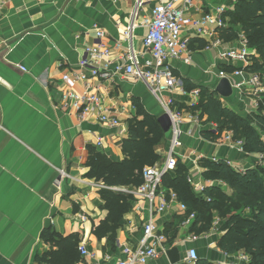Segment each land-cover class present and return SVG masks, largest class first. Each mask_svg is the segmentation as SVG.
<instances>
[{"label":"crops","instance_id":"crops-1","mask_svg":"<svg viewBox=\"0 0 264 264\" xmlns=\"http://www.w3.org/2000/svg\"><path fill=\"white\" fill-rule=\"evenodd\" d=\"M0 3V264H43L40 256L51 248L42 238L48 227L64 236L78 234L79 244H85L91 256L77 264H113L124 259V246H137L141 239L150 203L135 197L120 221L116 239L98 238L94 229L106 219L108 210L101 197L104 185L87 176L90 157L96 151L110 160L123 159L121 142L128 136L127 120L137 115L135 99L157 117L166 111L145 82L122 74H115L113 80L103 83L104 104L110 115L120 120V127L106 126L96 115L82 120L73 110L61 108L59 102L63 91L84 89L83 82L63 81L62 76L79 72L90 75L80 61L87 57V47L96 40V28L104 30V41L115 57H123L126 47L119 49L117 44L131 22L135 0H0ZM195 3L199 8L193 12L195 17L219 4L233 5V9L235 5L234 0H195ZM141 20L139 16L134 31L137 50H142L146 33ZM194 39L187 55L170 61L186 94L165 92L163 97H173L175 106L183 111V145L177 149L178 161L186 166L194 181L206 183L213 179L204 174V159H228L242 168L248 165L245 152L219 142L218 136L207 138L203 133L210 131V124L215 122H208L207 116H201V110L195 107L202 99L200 87L214 90L221 79L217 73L230 72L228 67L243 71L234 77V83L245 81L249 71L242 63L222 59L220 48L208 49L206 40ZM188 56L190 59L186 61ZM149 59L150 55L144 54L143 60ZM196 88L200 89V95L191 96L190 92ZM245 93L239 92L232 100L240 102L244 109L253 110V102L249 101L252 97L244 98ZM221 99L234 108L230 99ZM196 119L201 126L193 121ZM167 137L166 146L159 149L162 159L154 165L162 166L166 160L171 130ZM98 138L101 147L97 146ZM217 181H222L219 186L231 196L228 184L221 179ZM162 191L169 199L172 191L163 185ZM195 193L206 197L205 193ZM213 214L212 227L198 234L193 229L196 218L190 226H183L186 214L179 211L178 201H174L156 217V224L168 236L167 249L178 247L181 258L195 247L199 259L212 264L238 261L243 255L250 262L252 256L245 251L226 254L220 250L222 220L218 222L217 210ZM191 235L198 238L193 241ZM175 242L178 243L174 245ZM147 264L172 263L163 255Z\"/></svg>","mask_w":264,"mask_h":264},{"label":"trees","instance_id":"trees-1","mask_svg":"<svg viewBox=\"0 0 264 264\" xmlns=\"http://www.w3.org/2000/svg\"><path fill=\"white\" fill-rule=\"evenodd\" d=\"M228 16L229 26L220 31L222 38L227 44L235 42L240 29L248 45L257 53L247 70L264 74V0H236ZM228 68L230 72L235 69ZM200 88L202 99L195 107L201 110V116H207L208 122L217 123L220 132L231 129L235 139H244L246 156L264 155V142L260 134V130H264L262 109L242 116L226 106L215 90ZM134 104L137 115L127 120L128 136L121 142L123 159L110 160L96 151L90 157L87 176L105 186L101 190V197L108 210L106 219L94 229L98 238L108 236L111 240L116 239L120 221L135 198L132 193L122 189H133L143 184L144 168L162 159L159 149L166 146L168 139L158 117L148 112L139 100L135 99ZM203 133L207 138L217 137L211 130ZM202 164L206 168L204 174L207 178L224 180L230 188L235 189V195H228L219 184H214L205 190V198L198 197L188 181L189 171L181 161H178L174 171L164 175L163 186L174 191L180 202L186 204L188 214L197 212L193 227L196 233L201 234L212 227L213 210H217L222 219L221 230L224 231L218 241L220 250L226 254L245 251L252 259L243 264H264V159L262 164L248 167L245 172L232 168L224 159L219 162L204 159ZM42 238L51 244V248L40 256L43 264H77L83 260L78 250V234L64 236L48 227L44 229ZM198 264L212 263L199 259Z\"/></svg>","mask_w":264,"mask_h":264},{"label":"built area","instance_id":"built-area-1","mask_svg":"<svg viewBox=\"0 0 264 264\" xmlns=\"http://www.w3.org/2000/svg\"><path fill=\"white\" fill-rule=\"evenodd\" d=\"M1 6L0 3V8ZM232 7L233 5L219 4L211 7L200 17H195L194 10H199L195 0H135L131 22L124 33L123 39L117 44L119 49L125 45V55L115 57L112 48L104 41V30L96 28V40L93 45L87 47V57L80 61V66L89 69L90 75L79 72L66 73L62 76L63 81L84 83V89L80 92L63 91L59 102L61 108L73 110L82 120L91 115H96L98 120L106 126L112 128L122 126L118 118L110 115L104 104L103 83L113 80L115 74H122L125 77L130 75L145 82L150 92L157 97L164 111L172 119L170 147L164 164L144 168L143 184L130 191L127 190L136 198H145L150 203V214L148 220L144 223L141 239L137 246H124L125 258L117 260L113 264H147L163 255H167L168 236L158 228L156 217L164 212L170 203L178 201L179 211L186 214L185 219L182 221L183 226H190L196 218L195 212L187 213L186 204L179 201L175 192L172 191L168 199L162 191L164 175L174 171L178 165L177 149L183 145L181 136L184 117L183 111L175 106V99L173 97L165 99L163 94L177 91L186 94L183 82L174 73L170 61L187 55L190 41L193 38L205 39L208 42V49L220 48L222 59L233 63H242L245 69L253 62L250 60L257 57L256 50L251 49L248 45L242 31L238 33L239 37L233 44H227L221 38V29L229 26L230 19L228 15L233 10ZM139 16H142L141 24L146 30L142 38V50H137L133 43L134 31ZM144 54H149L150 59L143 60ZM189 59L190 56L185 58L186 61H189ZM112 66L113 70H111ZM242 73L241 69H235L232 72L221 70L217 74L220 78H228L234 89L237 88L241 93L245 89L251 91V93L262 94L264 92L262 76L254 72H248L245 81L234 83V77L236 78ZM94 79L100 80L95 83ZM190 95L198 97L200 89L192 90ZM189 119H193V116L189 115ZM193 121L201 126L199 120ZM210 127V130L219 137V142H225L231 148H237L241 152H245L244 141L235 139L232 131L220 132L217 123H211ZM97 146H102L101 138H98ZM211 160L214 162L220 161L215 157ZM225 161L229 166L240 172L247 170V168L234 165L231 160L227 159ZM188 181L197 191V194H204L205 190L211 185L222 184V181L216 180H210L206 183L194 181L190 176H188ZM197 238L198 236L191 235V240L194 241ZM177 243L175 242L174 245ZM78 250L83 258L91 256L85 244H79ZM198 260L199 253L197 249L191 247L176 264H197ZM246 262H248V257L243 255L238 258V261L226 264H243Z\"/></svg>","mask_w":264,"mask_h":264},{"label":"rangeland","instance_id":"rangeland-1","mask_svg":"<svg viewBox=\"0 0 264 264\" xmlns=\"http://www.w3.org/2000/svg\"><path fill=\"white\" fill-rule=\"evenodd\" d=\"M238 31H239V33L241 32V30L240 29H238ZM221 34V33H220ZM221 38H222V35H221ZM195 39H197V38H195ZM203 40H205V39H203ZM251 49H253V48H251ZM253 50H255V49H253ZM251 62L253 61V59H251L250 60ZM257 74H260V75H262V80H263V83H264V74L262 73V72H256ZM247 77H248V74H247ZM248 86V85H247ZM246 86V87H247ZM245 87V86H244ZM245 87V88H246ZM244 91H246V93H245V95H244V98H246V97H252V99H250L249 98V101L250 102H253V106H255L254 107V109L252 110L251 108H249V109H244V108H242L241 106H239V103H236V102H234V100H232L234 97H237V95H239V90L238 89H234V93H233V95L232 96H230V97H228L227 99H230L229 101H231V102H234L235 103V105L233 106L234 108H232L234 111H236L237 113H239L240 115H242V116H247V115H250V114H254L255 112H257L259 109H262V111H263V113H264V92H262V94L261 93H251V92H249L250 94H249V96L248 95H246L247 94V90L245 89ZM247 99V98H246ZM236 100V99H235ZM244 101V100H243ZM245 103H246V101H245ZM247 104V103H246ZM251 104V103H250ZM232 131L233 132V130H231V129H224L223 131ZM170 134V132L168 133V135ZM260 134H261V139L263 140V142H264V130H260ZM243 141H244V139H242ZM164 150V149H163ZM165 155H166V153H165ZM164 154H163V156H165ZM263 159H264V155L263 154H260V156H258V157H256V156H253V155H251V156H246V164L248 165V167H255L257 164H262V161H263ZM258 160V161H257ZM262 160V161H261ZM246 165V166H247ZM262 165H264V164H262ZM248 169V168H247ZM63 177V176H62ZM105 187V186H104ZM229 193H231V195H235V193H236V191H235V189H230L229 190ZM243 206V205H242ZM248 211H250V210H248ZM222 219L220 218V220H218V222H220ZM220 228L222 229V224L220 223ZM82 257V256H81ZM83 258V257H82ZM45 264H49V263H45Z\"/></svg>","mask_w":264,"mask_h":264},{"label":"water","instance_id":"water-1","mask_svg":"<svg viewBox=\"0 0 264 264\" xmlns=\"http://www.w3.org/2000/svg\"><path fill=\"white\" fill-rule=\"evenodd\" d=\"M214 90L223 98H228L234 93L233 84L228 78H221ZM158 121L163 130L168 134L172 127V119L170 115L167 112H164L158 117ZM167 256L172 264H176L181 260V251L178 247H173L167 251Z\"/></svg>","mask_w":264,"mask_h":264}]
</instances>
